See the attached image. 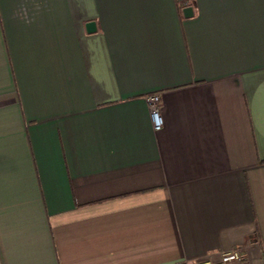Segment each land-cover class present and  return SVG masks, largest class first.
<instances>
[{
    "label": "crops",
    "instance_id": "1",
    "mask_svg": "<svg viewBox=\"0 0 264 264\" xmlns=\"http://www.w3.org/2000/svg\"><path fill=\"white\" fill-rule=\"evenodd\" d=\"M240 245L264 264V0H0V264Z\"/></svg>",
    "mask_w": 264,
    "mask_h": 264
},
{
    "label": "built area",
    "instance_id": "2",
    "mask_svg": "<svg viewBox=\"0 0 264 264\" xmlns=\"http://www.w3.org/2000/svg\"><path fill=\"white\" fill-rule=\"evenodd\" d=\"M146 101L153 129L155 132H159L164 126V120L160 112L161 96L160 94H151L146 97ZM247 255L248 247L246 245H240L222 253L217 261L213 260L211 256H207L198 259L195 261V264H242L247 258Z\"/></svg>",
    "mask_w": 264,
    "mask_h": 264
},
{
    "label": "water",
    "instance_id": "3",
    "mask_svg": "<svg viewBox=\"0 0 264 264\" xmlns=\"http://www.w3.org/2000/svg\"><path fill=\"white\" fill-rule=\"evenodd\" d=\"M186 14H192V8H187L186 9ZM186 16H188V15H186ZM87 30H88V32L89 33H91V32H93V30H95V24L94 23H91L90 25H87Z\"/></svg>",
    "mask_w": 264,
    "mask_h": 264
}]
</instances>
